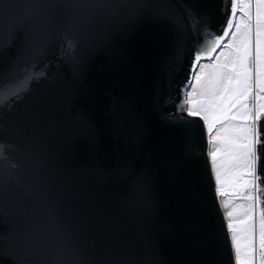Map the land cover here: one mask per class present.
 <instances>
[{
    "label": "water",
    "instance_id": "95a60500",
    "mask_svg": "<svg viewBox=\"0 0 264 264\" xmlns=\"http://www.w3.org/2000/svg\"><path fill=\"white\" fill-rule=\"evenodd\" d=\"M165 6L195 9L200 36L178 42ZM228 14L0 0V264H234L206 129L176 112L197 40L206 51Z\"/></svg>",
    "mask_w": 264,
    "mask_h": 264
},
{
    "label": "snow or ice",
    "instance_id": "6c2138e0",
    "mask_svg": "<svg viewBox=\"0 0 264 264\" xmlns=\"http://www.w3.org/2000/svg\"><path fill=\"white\" fill-rule=\"evenodd\" d=\"M255 3V39L251 25V8ZM229 14L219 33L210 36L211 44L201 51L197 40L192 52L189 80L181 87L180 101L176 112L186 111L187 117H198L207 129L209 142L215 143L220 125L230 131L228 137L227 162L228 177L222 178V165L217 163L220 148H214L210 171L214 173L215 192L218 197L239 195L247 205L238 206L227 212L226 230L231 233L230 247L234 251V264H254V210L261 208V180L258 174L260 156L258 147L264 145V133L260 130V120L264 117V0H228ZM176 14L168 10L160 18L166 20L176 30L178 42L183 43L187 34L200 36L204 17L195 9L182 6ZM242 14V15H239ZM245 17L247 19H245ZM229 37L231 39H229ZM218 49H223L213 56ZM223 57V60H221ZM212 60L211 64L202 61ZM213 71L205 75V69ZM194 81V82H193ZM29 87L23 89L26 93ZM14 82L0 73V88L7 90ZM22 95L16 92L8 101ZM254 98L255 107L251 106ZM175 119V117H173ZM239 121V123H233ZM228 208V203L223 204ZM259 256L264 264V209L259 212Z\"/></svg>",
    "mask_w": 264,
    "mask_h": 264
},
{
    "label": "rangeland",
    "instance_id": "374dc122",
    "mask_svg": "<svg viewBox=\"0 0 264 264\" xmlns=\"http://www.w3.org/2000/svg\"><path fill=\"white\" fill-rule=\"evenodd\" d=\"M250 11H251V14H252L251 25H252V29H253V40H254L255 39V3L254 2H253V5H252V8H251ZM239 15H242V14H239ZM245 19H247V18L245 17ZM229 39H231V38L229 37ZM222 50L223 49H218L217 52L214 53L213 56L218 55L219 52L222 51ZM221 60H223V57H221ZM212 62H213L212 60H208V61L202 62V63L203 64H211ZM212 71L213 70L211 68H206L205 69V75L209 76ZM262 95H264V94H262ZM250 103H251V106L254 109V107H255L254 98L251 100ZM201 122L203 123L202 120H201ZM233 123H239V121H235ZM217 131H219L220 138L214 144L209 142V136H208V133H207V136H208V156H209V161H210V166H211V157H210L209 153L212 150H214V148L218 147V148L221 149L220 153L218 154L217 163L223 166L222 169H221L222 170V178L226 179L228 177V175H229L227 170H226L227 162L229 160V155H228V151H227V148H228L227 139L231 135V133H230V131H226L220 125L217 126V129L213 130V135H216ZM206 132H207V129H206ZM213 177H214V173H213ZM218 199H219L222 211H223V215H224V218H225V221H226V225L228 223L227 212L236 209V214L238 215L239 211H240L238 206L247 205V203H248V201H245L242 198H239L238 194L237 195L229 194V195H226L224 197H218ZM224 203H228L229 207L228 208H224L223 207ZM261 209L262 208L256 209V210H254V213H253V223H254V233H253V235H254V245H255V248H256V253H255V256H254V264H261L260 256H259V212H260ZM229 235L231 236V233H229ZM233 253H234V251H233Z\"/></svg>",
    "mask_w": 264,
    "mask_h": 264
},
{
    "label": "trees",
    "instance_id": "16d2710c",
    "mask_svg": "<svg viewBox=\"0 0 264 264\" xmlns=\"http://www.w3.org/2000/svg\"><path fill=\"white\" fill-rule=\"evenodd\" d=\"M260 130L264 133V117L260 120ZM264 139V136H262ZM258 154L260 156L259 164H258V174L262 177L261 180V192L259 195L261 196V208L264 209V145L258 147Z\"/></svg>",
    "mask_w": 264,
    "mask_h": 264
}]
</instances>
